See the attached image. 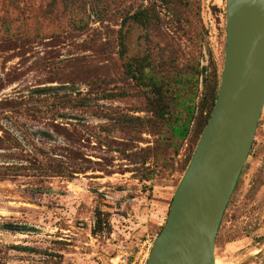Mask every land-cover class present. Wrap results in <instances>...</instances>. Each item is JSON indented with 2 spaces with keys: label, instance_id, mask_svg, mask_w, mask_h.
<instances>
[{
  "label": "rangeland",
  "instance_id": "374dc122",
  "mask_svg": "<svg viewBox=\"0 0 264 264\" xmlns=\"http://www.w3.org/2000/svg\"><path fill=\"white\" fill-rule=\"evenodd\" d=\"M192 1L186 32L162 12L155 42L180 68L201 71L211 56L221 68L225 0ZM132 5L0 0V264H112L121 254L146 264L182 177L175 170L195 148L191 137L173 170L161 167L153 137L130 120L145 117L117 54ZM79 13L90 16L85 27L72 24ZM243 170L217 233L216 264H244L259 252L249 264H264V108Z\"/></svg>",
  "mask_w": 264,
  "mask_h": 264
},
{
  "label": "water",
  "instance_id": "95a60500",
  "mask_svg": "<svg viewBox=\"0 0 264 264\" xmlns=\"http://www.w3.org/2000/svg\"><path fill=\"white\" fill-rule=\"evenodd\" d=\"M263 108L264 0H225V48L217 98L146 264H216L217 233ZM2 228L38 232L31 225Z\"/></svg>",
  "mask_w": 264,
  "mask_h": 264
},
{
  "label": "trees",
  "instance_id": "16d2710c",
  "mask_svg": "<svg viewBox=\"0 0 264 264\" xmlns=\"http://www.w3.org/2000/svg\"><path fill=\"white\" fill-rule=\"evenodd\" d=\"M132 1L133 5L123 14L118 30L117 54L122 61L125 78L145 101L141 111L145 117L130 120L138 121L134 125L144 127L153 137L156 163L173 170L178 164L174 158L179 156L185 143L193 137L195 148L207 124L217 98L222 67L218 68L210 54L208 66L201 71L190 64L180 68L176 55L168 47L155 42L162 26H165L162 12L172 25L186 32L188 14L195 8L192 0H152L146 6L140 4L135 8L134 1L137 0ZM90 21V16L79 13L72 24H83L85 27ZM135 32L138 36L132 49L129 42ZM200 76L203 88L199 93ZM42 135L48 137L47 133L42 132ZM193 151L180 163L181 168L175 171L183 175ZM168 152L172 153V160L168 158ZM150 172L147 179L153 178L155 170Z\"/></svg>",
  "mask_w": 264,
  "mask_h": 264
},
{
  "label": "built area",
  "instance_id": "2783aa9c",
  "mask_svg": "<svg viewBox=\"0 0 264 264\" xmlns=\"http://www.w3.org/2000/svg\"><path fill=\"white\" fill-rule=\"evenodd\" d=\"M112 264H130L127 256L125 254H121L117 256L114 260L111 261Z\"/></svg>",
  "mask_w": 264,
  "mask_h": 264
},
{
  "label": "flooded vegetation",
  "instance_id": "af4514ba",
  "mask_svg": "<svg viewBox=\"0 0 264 264\" xmlns=\"http://www.w3.org/2000/svg\"><path fill=\"white\" fill-rule=\"evenodd\" d=\"M252 146H253V143H252ZM252 146H251V148H252ZM251 150V149H250ZM245 173V170H243L242 171V173H241V175H240V177H239V180H238V182H237V185H236V187H235V189H234V192H233V194L235 193V191L237 190V188H238V186H239V183L241 182V177H242V175ZM233 194H232V196H233ZM231 196V197H232ZM230 200H231V198H230Z\"/></svg>",
  "mask_w": 264,
  "mask_h": 264
}]
</instances>
